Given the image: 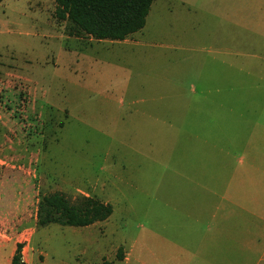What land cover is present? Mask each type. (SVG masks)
<instances>
[{
    "label": "rangeland",
    "instance_id": "obj_1",
    "mask_svg": "<svg viewBox=\"0 0 264 264\" xmlns=\"http://www.w3.org/2000/svg\"><path fill=\"white\" fill-rule=\"evenodd\" d=\"M185 1L95 40L53 0H0V264L17 243L24 264H264V59L198 7L230 0ZM53 191L113 211L39 227Z\"/></svg>",
    "mask_w": 264,
    "mask_h": 264
},
{
    "label": "trees",
    "instance_id": "obj_2",
    "mask_svg": "<svg viewBox=\"0 0 264 264\" xmlns=\"http://www.w3.org/2000/svg\"><path fill=\"white\" fill-rule=\"evenodd\" d=\"M53 17L64 25L69 36H88L96 40H123L146 23L153 0H53ZM110 203L81 195L70 199L61 191L43 194L36 209V225L51 223L88 226L106 220L112 213ZM22 243H17L11 264H24ZM119 259L122 252L119 249ZM109 264V263H104Z\"/></svg>",
    "mask_w": 264,
    "mask_h": 264
},
{
    "label": "crops",
    "instance_id": "obj_3",
    "mask_svg": "<svg viewBox=\"0 0 264 264\" xmlns=\"http://www.w3.org/2000/svg\"><path fill=\"white\" fill-rule=\"evenodd\" d=\"M153 2L146 17V22L147 18L151 14ZM179 2H181V5H185V3H187L185 0H179ZM198 7H200V9L214 13L217 16H221L225 18L229 23L232 22L237 26H241L244 30H248L253 33L256 36V40L250 39L249 43L250 45H254L256 43L258 46V53L254 55L257 57H263L264 59V0H230V4L227 5L221 4L220 6L216 4L213 8L203 5H200ZM261 71V76L264 77V69H262ZM213 218L214 217L212 215L211 221L215 220ZM0 236H3V234H1ZM3 245L4 241L2 238H0V255L2 253L1 250ZM13 253L14 252H12V255ZM9 264H11V260Z\"/></svg>",
    "mask_w": 264,
    "mask_h": 264
}]
</instances>
